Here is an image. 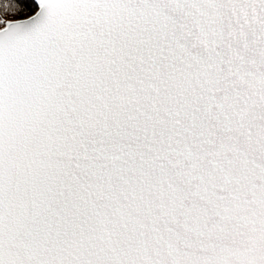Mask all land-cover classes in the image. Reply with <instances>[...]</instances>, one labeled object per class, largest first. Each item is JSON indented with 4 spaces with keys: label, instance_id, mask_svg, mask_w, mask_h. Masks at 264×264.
<instances>
[{
    "label": "snow or ice",
    "instance_id": "1",
    "mask_svg": "<svg viewBox=\"0 0 264 264\" xmlns=\"http://www.w3.org/2000/svg\"><path fill=\"white\" fill-rule=\"evenodd\" d=\"M0 264H264V0H0Z\"/></svg>",
    "mask_w": 264,
    "mask_h": 264
}]
</instances>
